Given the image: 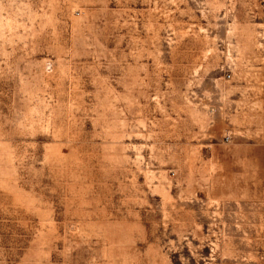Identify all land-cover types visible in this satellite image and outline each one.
I'll use <instances>...</instances> for the list:
<instances>
[{"label":"rangeland","instance_id":"rangeland-1","mask_svg":"<svg viewBox=\"0 0 264 264\" xmlns=\"http://www.w3.org/2000/svg\"><path fill=\"white\" fill-rule=\"evenodd\" d=\"M0 264H264V0H0Z\"/></svg>","mask_w":264,"mask_h":264}]
</instances>
